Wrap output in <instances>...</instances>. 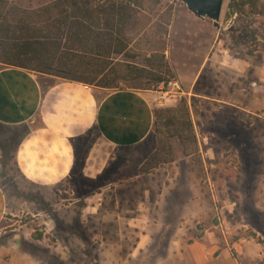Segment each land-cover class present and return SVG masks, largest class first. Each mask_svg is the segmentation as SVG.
Segmentation results:
<instances>
[{
    "label": "rangeland",
    "instance_id": "rangeland-1",
    "mask_svg": "<svg viewBox=\"0 0 264 264\" xmlns=\"http://www.w3.org/2000/svg\"><path fill=\"white\" fill-rule=\"evenodd\" d=\"M6 1L34 9L52 0ZM219 25L182 0H151L130 33L140 65L165 46L171 81L140 91L156 94L158 109L187 103L191 156L168 138L171 159L149 169L153 129L111 153L95 178L40 187L22 178L16 137L0 125V264H264V0H224ZM198 50L210 60L195 79Z\"/></svg>",
    "mask_w": 264,
    "mask_h": 264
},
{
    "label": "trees",
    "instance_id": "trees-1",
    "mask_svg": "<svg viewBox=\"0 0 264 264\" xmlns=\"http://www.w3.org/2000/svg\"><path fill=\"white\" fill-rule=\"evenodd\" d=\"M150 1L52 0L26 9L0 0V63L107 89L119 84L134 90H146L153 83L166 85L173 76L165 46L150 51L146 65H140L136 62L140 55L134 51L139 49L130 34ZM235 14L243 13L236 9ZM153 114L157 158L150 160L149 169L161 159L158 156L171 159L168 138L179 141L185 156L197 152L185 101L175 108H154Z\"/></svg>",
    "mask_w": 264,
    "mask_h": 264
},
{
    "label": "crops",
    "instance_id": "crops-1",
    "mask_svg": "<svg viewBox=\"0 0 264 264\" xmlns=\"http://www.w3.org/2000/svg\"><path fill=\"white\" fill-rule=\"evenodd\" d=\"M207 51L192 52L202 57L195 79L210 60ZM155 97L0 63V125L16 137L14 162L22 178L40 187L55 186L75 174L95 178L116 149L148 140L158 105ZM258 109L264 119V103ZM5 212L0 186V223Z\"/></svg>",
    "mask_w": 264,
    "mask_h": 264
},
{
    "label": "water",
    "instance_id": "water-1",
    "mask_svg": "<svg viewBox=\"0 0 264 264\" xmlns=\"http://www.w3.org/2000/svg\"><path fill=\"white\" fill-rule=\"evenodd\" d=\"M182 3L195 18L209 20L214 28H220L224 0H182Z\"/></svg>",
    "mask_w": 264,
    "mask_h": 264
}]
</instances>
